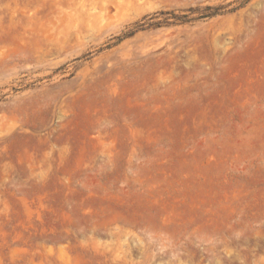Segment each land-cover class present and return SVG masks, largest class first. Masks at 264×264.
<instances>
[{
	"label": "rangeland",
	"instance_id": "obj_1",
	"mask_svg": "<svg viewBox=\"0 0 264 264\" xmlns=\"http://www.w3.org/2000/svg\"><path fill=\"white\" fill-rule=\"evenodd\" d=\"M0 264H264V0H0Z\"/></svg>",
	"mask_w": 264,
	"mask_h": 264
}]
</instances>
